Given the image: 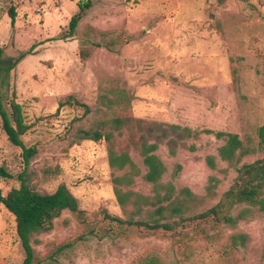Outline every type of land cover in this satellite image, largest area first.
<instances>
[{"label": "rangeland", "instance_id": "374dc122", "mask_svg": "<svg viewBox=\"0 0 264 264\" xmlns=\"http://www.w3.org/2000/svg\"><path fill=\"white\" fill-rule=\"evenodd\" d=\"M80 3L89 6L81 11ZM0 46L5 58L25 54L2 92L23 104L26 144L38 149L28 181L42 194L66 186L80 209L64 211L32 239L35 264H264V215L235 227L194 218L216 206L237 177L218 155L225 141L217 134L238 135L252 150L238 167L264 158V0H0ZM67 100L78 104L58 111ZM118 118L125 125L113 130ZM153 125L189 129L179 131L175 154L169 139L153 153L165 167L160 193L193 194L186 220L172 231L128 222L157 219L142 155ZM85 130L112 131L113 138L78 139ZM110 148L128 156L125 167L111 166ZM0 168L11 175L0 176L6 196L26 167L1 118ZM211 177L219 181L214 192L207 190ZM236 234L247 235L245 247L232 245ZM24 260L15 217L0 205V264Z\"/></svg>", "mask_w": 264, "mask_h": 264}, {"label": "trees", "instance_id": "16d2710c", "mask_svg": "<svg viewBox=\"0 0 264 264\" xmlns=\"http://www.w3.org/2000/svg\"><path fill=\"white\" fill-rule=\"evenodd\" d=\"M89 6L88 3L83 5L80 3V9ZM9 16L12 24H14L17 16L16 8L12 6L9 9ZM82 19V12L74 15L70 21V34H74L78 24ZM25 54L17 58H5L4 49L0 46V118L2 120L3 129L8 140L22 150V159L26 167L25 171L18 176L20 182L17 188L11 189L6 196L0 189V205H3L16 220L17 236L21 242L25 252L24 264H35V250L32 245V239L53 227L55 219L59 218L64 211L71 213H79L78 200L72 195L66 186H59L53 193L42 194L34 190L27 177V168L31 163V159L37 155L36 145H27L26 136L30 130L29 124L26 122L24 106L16 99H6L2 89L10 84L11 74L24 59ZM78 104L77 102L67 100L60 103L58 111L65 105ZM86 107L85 114H89ZM85 115H83L84 117ZM82 118V117H81ZM125 125V121L121 118L112 121L113 130H120ZM180 126L170 125L168 129L162 128L160 125H153L148 129V137H142L144 163L148 168L145 180L154 185L156 188V204L155 219L152 223L146 221L134 222L128 221L131 226L145 227L151 231H172L178 223L186 220L184 217L185 209L188 208L192 201L193 194L186 190L182 197L173 198V188L167 189L166 193H160L161 178L165 172V167L161 160L154 155L159 145L167 141L170 152L175 154L176 148L184 138V133H179ZM183 132L189 133V129ZM175 135L178 139L169 137ZM217 137L225 141L218 150V155L222 161L236 168L237 177L231 188L223 194L220 202L209 211L195 216V219H205L210 216L218 219L229 226L235 227L241 221L255 217L257 214L264 215V158L250 164H244L240 167L242 159L249 155L252 150L246 148L238 135L230 133H219ZM260 145L264 147V127L259 129ZM113 138L112 131L103 133L102 131H81L78 139L99 142L106 140L109 143ZM150 138L155 140L151 145L146 143ZM207 165L211 170L217 168L216 158L214 156L207 157ZM129 162L127 155L116 156L113 148H110V164L113 167H125ZM0 176L9 177L3 168H0ZM218 179L211 177L207 190L214 192ZM120 196V195H119ZM122 202V197H119ZM242 208L236 215L232 211ZM176 218V219H175ZM178 219V221H177ZM165 220V222H162ZM118 222H123L118 219ZM233 246H246L247 235L236 234L232 236ZM149 264H154L152 261Z\"/></svg>", "mask_w": 264, "mask_h": 264}]
</instances>
